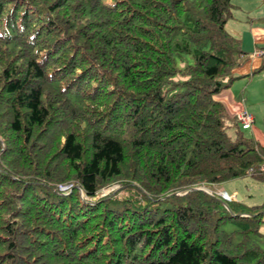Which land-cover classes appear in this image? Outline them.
<instances>
[{"label": "trees", "instance_id": "obj_1", "mask_svg": "<svg viewBox=\"0 0 264 264\" xmlns=\"http://www.w3.org/2000/svg\"><path fill=\"white\" fill-rule=\"evenodd\" d=\"M232 1L0 0V264H264V204L193 190L264 180Z\"/></svg>", "mask_w": 264, "mask_h": 264}, {"label": "rangeland", "instance_id": "obj_2", "mask_svg": "<svg viewBox=\"0 0 264 264\" xmlns=\"http://www.w3.org/2000/svg\"><path fill=\"white\" fill-rule=\"evenodd\" d=\"M232 17L228 21V34L237 38V36L243 35L242 33L249 27L250 18H252L255 13H258L263 9L264 11V0H233L232 1ZM257 56V53L255 54ZM253 59H258L264 62L263 59L253 57ZM180 66L182 64H179ZM232 92L234 98V103L240 102L245 110L250 114L255 120L253 122L252 130H240L242 136L247 139H253L252 132L259 131L264 135V69L254 74H250L247 77L236 78L228 89ZM223 104V103H222ZM224 106V105H223ZM225 107V106H224ZM226 113L230 118L235 117L229 114L228 109ZM226 132L231 139L235 138V128L231 125H227ZM118 185H113L108 188L103 189L98 196L95 198H101L113 190L117 189ZM70 187L61 188V191H67ZM199 189H205L210 194L214 191H223L228 197H221L224 202L232 201L230 198L232 195L238 194L240 199L238 203L242 204V207L247 209L246 212H252L254 210H259L264 204V180H258L252 176H246L244 178L233 179L218 186L206 187L200 186ZM255 208V209H253ZM253 209V210H249ZM251 214V213H250ZM260 224L258 225L259 235H253L251 240L264 249V210L260 211ZM242 217H252L253 215H240ZM224 231L231 232L234 227L230 224L226 225ZM236 230V229H235ZM239 238L240 235H237ZM235 238V239H236Z\"/></svg>", "mask_w": 264, "mask_h": 264}, {"label": "crops", "instance_id": "obj_3", "mask_svg": "<svg viewBox=\"0 0 264 264\" xmlns=\"http://www.w3.org/2000/svg\"><path fill=\"white\" fill-rule=\"evenodd\" d=\"M229 22L227 23L226 30L228 29ZM249 27H246L243 35L237 36V38L240 39L241 43V50L245 54H250L246 57H248V60L243 63V65L235 71V73L241 74V75H247L251 73L253 70L260 67L262 62L258 59H251V55L254 54L256 50H264V11L263 9L259 11L258 13H255V15L250 18ZM250 57V58H249ZM217 101H220L223 103V105L228 109L229 114L232 115H238L242 111H246L245 108L242 106L240 102L234 103V98L232 96V92L229 90H226L215 97ZM247 112V111H246ZM248 113V112H247ZM253 118V122H254ZM252 127L250 128L252 130ZM248 129V130H250ZM253 139L258 142L260 145L264 146V135L259 131L258 132H252ZM218 191H220L218 189ZM223 192V191H220ZM230 199L234 202H238L240 199L238 194L232 195Z\"/></svg>", "mask_w": 264, "mask_h": 264}, {"label": "built area", "instance_id": "obj_4", "mask_svg": "<svg viewBox=\"0 0 264 264\" xmlns=\"http://www.w3.org/2000/svg\"><path fill=\"white\" fill-rule=\"evenodd\" d=\"M257 53V56L255 55ZM253 57L261 58L264 60V50H256L254 54L251 55V59ZM250 58V57H249ZM237 121L241 125L242 130H248L252 127L253 124V117L248 114L246 111H242L237 115ZM207 191V190H206ZM210 196H221L227 198L228 196L220 191L211 192V194L207 191Z\"/></svg>", "mask_w": 264, "mask_h": 264}, {"label": "water", "instance_id": "obj_5", "mask_svg": "<svg viewBox=\"0 0 264 264\" xmlns=\"http://www.w3.org/2000/svg\"><path fill=\"white\" fill-rule=\"evenodd\" d=\"M193 190H200V191H203V192H204V190H202V189H198V188L193 189ZM225 207H226V209L228 210V212H229L230 214H232L231 211H230V209H228L227 206H225Z\"/></svg>", "mask_w": 264, "mask_h": 264}, {"label": "clouds", "instance_id": "obj_6", "mask_svg": "<svg viewBox=\"0 0 264 264\" xmlns=\"http://www.w3.org/2000/svg\"><path fill=\"white\" fill-rule=\"evenodd\" d=\"M199 189V188H198ZM202 190H204V192L206 193V194H208L207 193V191L205 190V189H202ZM209 195V194H208ZM210 196V195H209ZM213 197H218V196H213Z\"/></svg>", "mask_w": 264, "mask_h": 264}]
</instances>
